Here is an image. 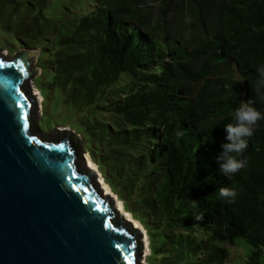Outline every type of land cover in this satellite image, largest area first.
<instances>
[{
	"label": "trees",
	"instance_id": "trees-1",
	"mask_svg": "<svg viewBox=\"0 0 264 264\" xmlns=\"http://www.w3.org/2000/svg\"><path fill=\"white\" fill-rule=\"evenodd\" d=\"M1 31L41 48L44 114L82 135L149 264H264V119L244 168L216 159L241 101L264 114V0H0Z\"/></svg>",
	"mask_w": 264,
	"mask_h": 264
},
{
	"label": "water",
	"instance_id": "water-1",
	"mask_svg": "<svg viewBox=\"0 0 264 264\" xmlns=\"http://www.w3.org/2000/svg\"><path fill=\"white\" fill-rule=\"evenodd\" d=\"M36 53L0 48V264H142L147 237L102 188L83 139L37 128Z\"/></svg>",
	"mask_w": 264,
	"mask_h": 264
},
{
	"label": "clouds",
	"instance_id": "clouds-1",
	"mask_svg": "<svg viewBox=\"0 0 264 264\" xmlns=\"http://www.w3.org/2000/svg\"><path fill=\"white\" fill-rule=\"evenodd\" d=\"M259 79L256 81L255 91L260 92L264 87V66L257 68ZM234 123H228L224 126L227 133L226 140L228 143L221 145L222 151L217 156L220 172L224 176H230L237 173L246 166L245 159H238L248 147V140L254 135L256 126L259 121L264 119V114L254 107V102L248 100L241 101L239 106L233 113ZM236 155H233V154ZM219 194L222 198L232 202L236 196V192L227 187L219 189Z\"/></svg>",
	"mask_w": 264,
	"mask_h": 264
},
{
	"label": "rangeland",
	"instance_id": "rangeland-1",
	"mask_svg": "<svg viewBox=\"0 0 264 264\" xmlns=\"http://www.w3.org/2000/svg\"><path fill=\"white\" fill-rule=\"evenodd\" d=\"M192 35H196V33H193L192 32ZM197 36H185V40H186V43L188 45H190V43L193 41L194 38H196ZM0 48L4 49L5 53L7 55H12L13 53L15 52H18V50L20 48H22V46L20 45H17L16 44L14 45L13 44V38L12 36L9 34V33H6V32H0ZM37 49V53L35 55V63L37 65L38 63V60H39V56H40V53H41V48H35ZM43 73L42 71V68L39 67L37 65V71L36 73L34 74V76L31 78L30 82H29V86L31 88V90L33 92L36 93L38 99H37V106L35 108V113H36V116H35V121L37 123V128L41 131V132H48V131H51L53 130L54 128H61V129H71L69 127V125H65V126H56V123H55V120L53 118H51L50 115L48 114H44V109H45V105H44V102H45V99L43 97V95L40 93V89H41V84H44V80H40L38 79V76H40L41 74ZM192 89H196L197 87L193 84L192 86ZM41 99H40V98ZM44 114V115H43ZM43 115V116H42ZM73 130V129H71ZM74 131V130H73ZM75 132V131H74ZM79 136L83 139L82 135L80 133H78ZM84 143V142H83ZM85 153V156L89 157L91 159V161L94 163V160L91 158V155L89 153L88 150L84 151ZM95 165V163H94ZM96 166V165H95ZM99 175L101 176L102 180H103V183L109 188L110 190V186L108 185L107 182L104 181V178H103V175H101L100 173L98 174V180H99ZM100 182V180H99ZM101 183V182H100ZM103 188V187H102ZM111 194H113L111 191H110ZM119 200V199H118ZM118 202V205L121 204L119 201ZM124 210V209H123ZM126 212V211H125ZM128 213V215H130L129 212H126ZM131 216V215H130ZM132 221L138 225L139 227L142 228V231L144 232V235L147 237V233H146V230L145 228L143 227V225L137 220V219H134L132 218ZM239 242H241L242 244L246 245L241 239L238 240ZM146 247V246H145ZM228 247V252H229V258L232 260V262L230 263H227V264H240L239 263V259L241 257H243V253L241 252V250L239 249V247H234V246H227ZM146 252H144L142 255H141V263L142 264H149L148 262V254H149V247H148V237H147V249L145 248Z\"/></svg>",
	"mask_w": 264,
	"mask_h": 264
},
{
	"label": "bare ground",
	"instance_id": "bare-ground-1",
	"mask_svg": "<svg viewBox=\"0 0 264 264\" xmlns=\"http://www.w3.org/2000/svg\"><path fill=\"white\" fill-rule=\"evenodd\" d=\"M39 98H40V97H39ZM40 99H41V98H40ZM86 159H87L89 165H90L92 168L96 169L97 166L94 165V163L91 161V159H90L88 156L86 157ZM97 176H98V175H97ZM99 180H100V182H101L100 184H101V186L103 187V189H104L106 192H109V193H110L109 188L103 183V180H102V178H101L100 175H99ZM110 194H111V193H110ZM115 200H116V198H115ZM116 207L118 208V210H120L121 213L125 214V216H126L128 219H130V220L132 219L131 216L128 215V213H126V212L123 210L122 205H121V204L118 205L117 200H116ZM145 246H146V247H145ZM145 248L147 249V240L144 241V249H145ZM145 252H146V250H145Z\"/></svg>",
	"mask_w": 264,
	"mask_h": 264
}]
</instances>
